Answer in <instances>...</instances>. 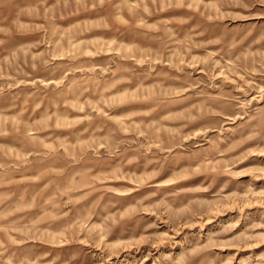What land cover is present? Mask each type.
Wrapping results in <instances>:
<instances>
[{
	"label": "rangeland",
	"instance_id": "rangeland-1",
	"mask_svg": "<svg viewBox=\"0 0 264 264\" xmlns=\"http://www.w3.org/2000/svg\"><path fill=\"white\" fill-rule=\"evenodd\" d=\"M0 264H264V0H0Z\"/></svg>",
	"mask_w": 264,
	"mask_h": 264
}]
</instances>
